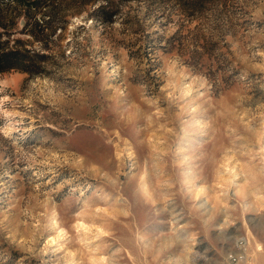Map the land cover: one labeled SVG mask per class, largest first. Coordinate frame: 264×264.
<instances>
[{
  "label": "rangeland",
  "instance_id": "rangeland-1",
  "mask_svg": "<svg viewBox=\"0 0 264 264\" xmlns=\"http://www.w3.org/2000/svg\"><path fill=\"white\" fill-rule=\"evenodd\" d=\"M76 1L11 30L0 264H264V0Z\"/></svg>",
  "mask_w": 264,
  "mask_h": 264
},
{
  "label": "trees",
  "instance_id": "trees-1",
  "mask_svg": "<svg viewBox=\"0 0 264 264\" xmlns=\"http://www.w3.org/2000/svg\"><path fill=\"white\" fill-rule=\"evenodd\" d=\"M75 0H0V74L11 71L21 70L29 73H36L37 57L40 56L36 50L27 47H21L20 39L13 40L10 38L11 30L17 23V18L24 14L35 13L41 9H49L56 4L61 5L66 2ZM192 5L205 0H184ZM82 4L98 2L96 13L103 20L113 22V17L118 11L115 9L114 0H77ZM183 3L182 0H179ZM184 4V3H183Z\"/></svg>",
  "mask_w": 264,
  "mask_h": 264
},
{
  "label": "built area",
  "instance_id": "built-area-1",
  "mask_svg": "<svg viewBox=\"0 0 264 264\" xmlns=\"http://www.w3.org/2000/svg\"><path fill=\"white\" fill-rule=\"evenodd\" d=\"M239 254L241 253H236L235 255H231V259L236 260L239 257Z\"/></svg>",
  "mask_w": 264,
  "mask_h": 264
},
{
  "label": "bare ground",
  "instance_id": "bare-ground-1",
  "mask_svg": "<svg viewBox=\"0 0 264 264\" xmlns=\"http://www.w3.org/2000/svg\"><path fill=\"white\" fill-rule=\"evenodd\" d=\"M249 241H250V240H249ZM249 241H248V242H249ZM250 242H251V241H250ZM248 244H250V243H248ZM257 248H260V245H259V244H258L256 247L253 248V253L256 252V249H257ZM246 262H247V261H246ZM248 263H249V262H248Z\"/></svg>",
  "mask_w": 264,
  "mask_h": 264
}]
</instances>
